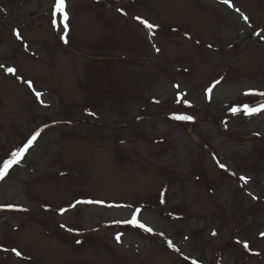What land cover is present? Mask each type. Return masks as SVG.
I'll list each match as a JSON object with an SVG mask.
<instances>
[{"label": "rangeland", "instance_id": "374dc122", "mask_svg": "<svg viewBox=\"0 0 264 264\" xmlns=\"http://www.w3.org/2000/svg\"><path fill=\"white\" fill-rule=\"evenodd\" d=\"M56 5L0 0V264H264V0Z\"/></svg>", "mask_w": 264, "mask_h": 264}, {"label": "snow or ice", "instance_id": "6c2138e0", "mask_svg": "<svg viewBox=\"0 0 264 264\" xmlns=\"http://www.w3.org/2000/svg\"><path fill=\"white\" fill-rule=\"evenodd\" d=\"M224 2H225V3H230V0H224ZM56 9H57L58 12L63 13L64 20L67 21V19H68V15H67V13L64 11V9H65V0H57ZM137 19L140 20V22H141L142 24H144L149 30H151L152 28L155 27L154 25L148 23V22L145 21V20H142V19L139 18V17H137ZM64 27H65V29L67 28V24H66V23H65ZM15 34H16V36H17L18 39L21 38V37H20V33H19L18 31H17ZM65 42H67V41H65ZM157 51H159V49H157ZM7 71L10 72V73H15V69H13V68H9V69H7ZM209 91H211V89H209ZM40 95H41L40 93H37V96H38V97H39ZM259 95H264V93H259ZM260 110H264V105H262L260 109L248 108V107H245V109H244V111L247 112V113H249V114L255 113V112L260 111ZM238 111H239V109H237V108H234V109H233V112H234V113H236V112H238ZM175 119L192 121V120H193V117H191V116H176ZM35 139H36V137H33V141H35ZM33 141H29V145H28V147H30V146L32 145ZM28 147H25L24 149H22V150H20V151L14 152V153L12 154V158L9 159L8 161H6V162L4 163L2 170H0V179H3L4 176H6V175L8 174V172H9V170H10V168H11V166H12L13 164H18V163L20 162V159L23 158L24 155H25V153L27 152ZM220 167H221V168H225V166H224L223 164H221ZM245 182H247V180H246ZM77 203H89V204H91V203H100V202H99V201H85V202L77 201ZM75 206H76L75 204L72 205V207H75ZM139 211H140V210L137 209V210H136V213L133 214V218H132L131 220L127 221V223H130V224H133V225H135V226H137V227H139V228H142V229H143L144 231H146V232H152V229H151L150 227H146L144 224L140 223V222L136 219V214H138ZM116 239L119 240L120 237L117 236ZM169 245L171 246V242H170V241H169ZM244 247H245V248H248V244L245 243V244H244ZM13 251H15V254H16L17 256H20V255H21V253H20L19 251H16V250H14V249H13ZM193 264H196V262L193 261Z\"/></svg>", "mask_w": 264, "mask_h": 264}, {"label": "trees", "instance_id": "16d2710c", "mask_svg": "<svg viewBox=\"0 0 264 264\" xmlns=\"http://www.w3.org/2000/svg\"><path fill=\"white\" fill-rule=\"evenodd\" d=\"M176 116H181V115H180V114H177V113H174V114L172 115V117H174V119H175ZM182 116H186V115H182Z\"/></svg>", "mask_w": 264, "mask_h": 264}]
</instances>
